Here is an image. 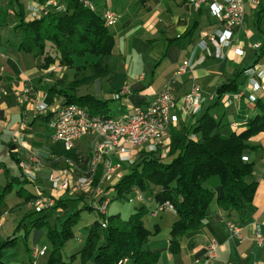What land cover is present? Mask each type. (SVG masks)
Wrapping results in <instances>:
<instances>
[{"label":"crops","instance_id":"obj_1","mask_svg":"<svg viewBox=\"0 0 264 264\" xmlns=\"http://www.w3.org/2000/svg\"><path fill=\"white\" fill-rule=\"evenodd\" d=\"M19 1L26 12L28 4L35 0ZM114 1L116 2L96 0L98 8L110 7L118 16L117 23L109 29L114 40L110 55L103 57L97 65V57L85 56L73 57L71 66H62L57 65L56 53L51 48L46 47V55L26 53L18 49L21 34L15 29L18 21L16 8L9 3L10 0H0V193L11 183L10 192L0 202V241L14 233L16 225L24 216L35 212L32 201L26 199L29 195L35 200L41 192L45 197L55 196L56 200L60 201L59 205L55 203L45 211L48 213V225L54 227H58L59 221L83 205L79 198H74L68 191L56 193L51 190L48 177L56 173L58 168L53 164L60 157L57 147L60 146V150L63 147L52 140L48 121L37 118L30 104L18 103L16 92L22 88H31L33 97L43 98L51 109H57L63 104V98L52 90L49 92L51 88H68L72 81L84 77H92L86 80L92 83L109 79V84L95 88L91 93H81L80 87L77 86L73 92L77 96L91 94L107 103L111 100L119 101L120 108L117 110L107 104L109 114L117 116L128 109L144 107L166 86L176 98L188 92L193 84L200 85L203 95L214 96L217 85L230 80L239 71L255 64L264 68V55L255 61L257 54L264 48V16H261L259 21L260 30L255 25L260 4L264 5L262 0H259V6H253L251 0H244V20L237 30L244 55L236 57L229 52V56L223 60L215 57L212 46L202 35L223 29V25L211 17L206 5L195 10L187 0ZM114 5L119 9H115ZM193 24H196L193 33L185 36ZM136 42L145 44L146 54L142 48L135 45ZM255 44L259 47L255 48ZM248 51L253 52L255 56L253 61L249 59L247 64H243ZM45 56L55 58L47 67L44 66ZM186 60L189 62L188 67L184 72L176 74L179 66ZM48 70L49 73H46ZM116 78L118 82L114 81ZM238 82H241L239 89H242L245 86L242 72ZM124 87H127L128 93L114 99L113 94ZM231 93L233 92L225 93L222 103L212 110L216 116H221L222 123L230 124L221 129L225 135L232 131L238 133L245 128L242 125L243 118L237 115L238 107L244 106L246 117L257 113L253 103L229 100ZM261 97L264 100V95ZM57 103L60 105L55 107ZM193 119L187 117L182 120L178 117L170 128L178 127L183 121L191 122ZM236 123L242 126L237 128ZM15 135H18L23 146H14L12 136ZM95 142L96 138L92 134L86 135L75 142L72 151L86 160ZM164 142L170 144L168 134ZM249 142L258 146V150L247 153L248 161L252 162L253 178L257 182L251 205L241 210L220 209L216 203L221 197L220 179L218 175L208 177L205 184L214 192L208 215L198 228L184 233L179 238L178 252L169 251L170 229L178 216L173 209H159L152 193L140 192L141 196L137 197L136 193L132 192L128 202H137L139 205L133 206L124 216L119 210L112 211L119 213L121 219L126 220L135 208L144 206L148 209V213L142 216L143 225L151 232L155 227L158 230L146 239L142 250L158 255L154 264H264V240L261 244L255 240L257 230L264 239V132L250 137ZM22 162L29 164L34 181H30L24 174L20 165ZM113 162L117 163L116 158ZM124 165L126 164H119L114 175ZM63 167L64 164L59 170ZM83 170L84 168L78 171ZM123 174L124 172L120 175ZM78 175L80 174L76 173L74 177ZM109 181L114 183L111 179H100L96 188L93 187L98 196L93 203L94 207L102 203L101 199L105 194L112 193L111 189L104 191ZM101 190L102 192H99ZM90 199H87V202L92 200ZM82 200L85 205L86 199ZM92 212L96 213L94 210ZM94 216L95 218H88L85 211L80 212L78 223L72 227L73 236L62 248V260L66 264H93L92 259L82 263L79 251L84 245L88 226L97 217L96 214ZM35 217L33 214L31 219ZM16 236V245L3 252L2 259L5 264L47 263L52 249L47 239V226L31 229L25 239L22 238L21 230ZM25 240L28 247L25 246ZM102 241L101 233L100 243ZM211 244L216 246V256L213 258L207 255ZM42 248L44 254L33 258V252ZM71 255H75V259L70 260Z\"/></svg>","mask_w":264,"mask_h":264},{"label":"trees","instance_id":"obj_2","mask_svg":"<svg viewBox=\"0 0 264 264\" xmlns=\"http://www.w3.org/2000/svg\"><path fill=\"white\" fill-rule=\"evenodd\" d=\"M9 3L16 8L18 21L15 29L21 34L18 48L20 51L42 55L45 54L46 47L51 48L56 53L57 65L62 66H71L73 57L85 56L97 57V65L103 57L110 55L114 40L109 30L111 27L104 24L101 12L106 8L114 11L112 8L102 7L99 11L95 3V9L91 10L78 0H64L65 9L62 12L47 10L30 19L19 0H10ZM261 16H264V5L260 4L255 23L258 30ZM195 26L196 24H193L185 36H190ZM262 55L264 48L257 54L255 61ZM54 59L45 56L44 66L53 63ZM241 72L243 73L239 71L230 80L217 85L213 98L203 104L199 113L190 116L194 118L193 121H183L178 127L170 128V145L165 158L156 153L141 151L136 162L129 167V171L105 187L104 191L111 189L112 193L105 194L101 199L102 203L105 199L108 203L114 200L128 201L130 194L135 190L146 194L148 190L152 191L158 207L168 203L170 209L178 216L170 229L171 253L178 252L179 238L184 233L198 228L208 215L214 199V192L205 184L208 177L218 175L220 179L221 197L216 200L220 209L241 210L252 203L257 182L253 178L252 162L248 161L247 153L258 150V146L249 142L250 137L264 132V100L261 97L264 94L256 96L253 106L257 113L252 117H246L243 105L238 107L237 115L243 118L242 125L245 126L238 133L232 131L227 135L223 134L221 129L229 123H222L221 116H216L212 111L222 103V96L225 93L239 90L241 82H238V77ZM87 79L84 77L75 80L76 82H72L68 88L58 90L51 88L49 92L52 90L59 94L63 98V104L85 107L92 115L112 116L109 114L107 101L99 100L91 94L82 96L74 94V88ZM117 92L119 91L115 93ZM37 118L48 121V116ZM242 125L236 123L237 128ZM93 175V183L98 184L102 176L101 168L98 167ZM10 187L11 183L3 188L0 202L10 192ZM26 199L33 201L34 197L29 195ZM81 201L83 205L59 221L58 227L48 225V213H45L48 208L24 216L16 225L14 233L0 241V264H5L2 259L4 250L16 245L18 238L16 233L19 230L25 239L31 229L43 226H47V239L52 246L46 264H66L62 260V248L72 238V227L78 223L80 212L88 210L96 211L97 217L88 226L84 245L79 251L82 263L89 259L93 260V264L156 262L158 258L156 253L142 250L146 239L158 230L155 227L151 232L144 227L142 216L148 213L147 208L144 206L135 208L128 219L123 220L119 213L110 215L101 213L98 210L99 206H93L92 200L90 202L85 200V205L84 200ZM57 203L59 205L60 201ZM33 214L36 217L31 219ZM102 219L106 221L105 228L101 227ZM101 233L103 241L100 243ZM25 246L28 247L26 240ZM73 259L75 255L70 256V260Z\"/></svg>","mask_w":264,"mask_h":264},{"label":"built area","instance_id":"obj_3","mask_svg":"<svg viewBox=\"0 0 264 264\" xmlns=\"http://www.w3.org/2000/svg\"><path fill=\"white\" fill-rule=\"evenodd\" d=\"M84 6L91 10L95 9L92 0H79ZM253 6H259V0H251ZM195 10L206 5L212 18L223 25L222 30L202 34L205 41L212 46L216 58L223 60L229 56V52L236 57L244 55L241 41L237 37V30L244 20V0H187ZM65 9L64 0H45L43 2L33 1L26 7V15L32 18L47 10L62 12ZM104 24L108 27L115 25L118 16L114 11L106 8L101 12ZM255 48L259 45L255 44ZM189 62L183 61L176 74H180L188 67ZM49 73L48 71H45ZM245 86L233 92L229 100L237 102L245 101L253 103L257 94H264V68L255 64L243 70ZM128 93L127 87L113 94L114 99H119ZM20 105H31L33 114L37 116H48V125L53 141L58 142L66 151L73 149L75 142L89 134L96 138L95 145L86 159V168L80 175L75 176L74 164L65 160L68 165L56 171L48 177L50 188L53 192L83 191L91 189L92 176L98 167L101 168V180H110L119 164L133 165L141 151L156 153L162 158L167 156L169 143L165 144V136L177 118L182 120L194 116L200 112L203 104L211 100L213 96L203 95L199 84H193L188 92L179 98L171 93L168 86L161 89L148 101L144 107L126 110L117 116L104 117L92 115L85 107L75 104H62L57 109H51L49 104L39 97H33L31 88L24 87L16 92ZM13 142L21 143L18 135L12 138ZM116 158L117 163L113 162ZM24 174L30 181H34V175L30 171L28 163H21ZM69 166V167H68ZM40 192V191H38ZM137 197L140 192L135 190ZM55 196L45 197L41 192L32 201L35 212H40L53 206ZM108 200H103L98 210L105 213ZM170 209L168 203L160 206ZM101 227L105 228L106 221L101 220ZM255 240L262 243V236L257 230ZM44 248L35 250L33 258L42 256ZM207 255L210 258L216 256V246L208 247ZM125 261V260H124Z\"/></svg>","mask_w":264,"mask_h":264},{"label":"rangeland","instance_id":"obj_4","mask_svg":"<svg viewBox=\"0 0 264 264\" xmlns=\"http://www.w3.org/2000/svg\"><path fill=\"white\" fill-rule=\"evenodd\" d=\"M35 1H38V0H35ZM34 1V2H35ZM79 1V0H78ZM113 2H116V1H114V0H112ZM93 2H94V4L96 3V0H93ZM96 5V4H95ZM99 6H97V8H98ZM114 8L115 9H119L118 7H116L115 5H114ZM100 9L101 8H98V10L100 11ZM115 12V11H114ZM116 13V12H115ZM117 15V14H116ZM247 21V20H246ZM249 24H251V23H249ZM251 25H253V24H251ZM261 33V32H260ZM141 44V45H140ZM140 44H138V42H136L135 43V45L136 46H138V47H140V48H142V51L146 54V51L144 50V47H145V44H142V43H140ZM49 46V45H48ZM248 53V56L245 58V60H244V63L243 64H247L248 63V61L247 60H249L250 59V61L252 60L253 61V57L255 56L254 54H253V52H251V51H248L247 52ZM242 66V65H241ZM241 66H238L239 68L241 67ZM106 77V76H105ZM88 79H92V77H90V78H88ZM115 82H118V78H116L115 80H114ZM72 82H74V81H72ZM72 82L70 83V84H72ZM76 82V81H75ZM74 82V83H75ZM114 83V82H113ZM107 84H109V79L107 80V81H101V80H98V81H96V83H92V81H85V82H81V83H79L78 85H77V87H80V92L81 93H91L95 88L97 89L98 87H101V86H106ZM108 103L110 104V106L112 107V109H115V110H117V109H119L120 108V105L118 104L119 103V101H116V100H111V101H108ZM59 103H57L56 104V106L55 107H57V106H59L58 105ZM168 135L170 136V128H169V130H168ZM12 137H14V136H12ZM87 140V139H86ZM14 143V146L15 145H18V146H23L24 144H22V142L20 143H17V142H13ZM59 147L60 146H58L57 147V150H58V154L60 155V157H58L57 159H56V163L55 164H53L54 166L56 165V167L58 168L57 169V171H59V168L61 167V165L62 164H64V166L66 165H68L67 163H65L66 161V159L69 161V162H71L72 164H74V166L76 167L75 168V170H80V169H82V168H84L85 169V167H86V160H84L83 158H80L78 155H75V153H74V151H69V152H67L64 148V150L63 149H59ZM65 151V152H64ZM89 156H90V154H89ZM88 156V157H89ZM60 163H61V165H60ZM59 165H60V167H59ZM80 165V166H79ZM69 167V166H68ZM130 166H127V165H124V166H121L120 168H119V171L116 173V175H120L121 173H125V172H128L129 171V168ZM76 173H78V174H80V171H78V172H76ZM116 175H112L113 177H112V179H111V181L112 182H116L118 179H119V177L121 176H116ZM93 180H94V175L92 176V181H91V186H94L95 188H96V185L97 184H94L93 183ZM109 183H111L110 181H109ZM108 183V184H109ZM95 188H93V187H91V189L90 190H88V191H86V192H83V191H77V192H72V191H68L69 193H70V195H72L74 198H79V200H82V199H89V198H91L92 199V202L94 203L95 201H96V198L98 197L97 196V191H96V189ZM99 192H102V190L101 191H99ZM98 192V193H99ZM152 192V191H151ZM151 192H150V190H148V194H151ZM145 197L147 198V195L145 194ZM11 202V201H10ZM58 201L55 199L54 200V203H53V206L55 205V203H57ZM32 204V203H31ZM138 206L139 205V203H137V202H128V201H125L124 203L122 202V201H119V200H114V201H111L110 202V204H109V206L107 207V210H106V212H105V214L106 215H110V214H112L113 212L112 211H115V210H119V211H121L123 214V216L126 214V212L128 211V210H130L131 208H133V206ZM53 206H50V207H47V208H52ZM32 208H33V206H32ZM33 210H34V208H33ZM86 212V214H87V216H88V218H95V214L91 211V210H88V211H85ZM96 212V211H95ZM87 218V217H86ZM128 219V218H127ZM88 220V219H87ZM86 220V221H87ZM124 220V219H123ZM10 221V219H8V222Z\"/></svg>","mask_w":264,"mask_h":264}]
</instances>
